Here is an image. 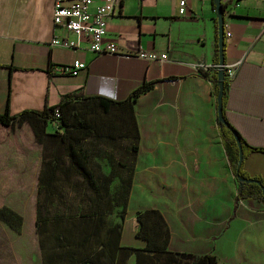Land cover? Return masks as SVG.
Wrapping results in <instances>:
<instances>
[{
  "label": "crops",
  "instance_id": "0c3cea01",
  "mask_svg": "<svg viewBox=\"0 0 264 264\" xmlns=\"http://www.w3.org/2000/svg\"><path fill=\"white\" fill-rule=\"evenodd\" d=\"M101 2L94 0L90 10ZM221 3L223 13L230 9L224 63H238L225 89V116L244 143L264 148V0ZM53 7L54 0H0V114L40 111L81 91L110 118L102 134L87 142L96 149L97 171L115 175L112 192L127 176L126 148L135 126L138 131L125 213L121 217L118 206L107 216L108 225L121 224L120 245L144 246L136 236V212L156 208L170 228V251L213 254L216 264H264V202L236 198L237 180L218 129L214 1L189 0L179 15L178 0H116L104 40L122 53L165 52L168 59L161 63L94 54L85 39L77 48L51 45L53 38L76 39L53 24ZM75 60L86 64L76 76L54 70ZM143 84L150 88L132 99ZM95 97L115 104L105 112ZM116 114L124 120L113 121ZM243 170L264 179V151L249 152ZM129 259L134 264L135 254Z\"/></svg>",
  "mask_w": 264,
  "mask_h": 264
},
{
  "label": "trees",
  "instance_id": "16d2710c",
  "mask_svg": "<svg viewBox=\"0 0 264 264\" xmlns=\"http://www.w3.org/2000/svg\"><path fill=\"white\" fill-rule=\"evenodd\" d=\"M215 39V57L218 60L217 21ZM213 82L217 95V75H214ZM227 84V79H224V95ZM149 88V84H143L134 91L132 99ZM92 99L98 101L105 112L109 111V105L115 104L102 97ZM85 100L81 91H75L66 94L58 104L45 106L40 111L24 110L13 116L6 109L0 114V126L10 127L15 120L26 122L35 141L42 145L35 217L42 264H127L126 260L132 254H135L134 264H216L217 258L213 254L196 256L170 251V228L156 208L136 212L139 224L136 236L144 241V246L133 248L120 245L121 224L108 225L107 216L118 206L121 207L120 216L123 217L125 213L138 146V131L135 126L133 139H130V145L126 148L127 157L122 166L126 168L127 176L120 177L119 186L112 192L110 184L115 175L107 176L97 171L98 166L92 161L97 154L96 149L87 142L90 136L102 134L103 123L110 118L104 117ZM127 103L132 112L130 101ZM118 120L123 121L124 117L116 114L113 121ZM49 124L52 126L51 131L47 130ZM218 129L237 180L236 198L264 202V179L249 176L243 170V162L236 171L239 150L234 136L220 122ZM118 132L123 136L119 129ZM131 136L132 133L129 138ZM240 141L243 159L253 150L264 151V148L256 149ZM248 178L257 179L260 184L245 181ZM0 220L10 228L19 230L21 217L3 207H0Z\"/></svg>",
  "mask_w": 264,
  "mask_h": 264
},
{
  "label": "rangeland",
  "instance_id": "374dc122",
  "mask_svg": "<svg viewBox=\"0 0 264 264\" xmlns=\"http://www.w3.org/2000/svg\"><path fill=\"white\" fill-rule=\"evenodd\" d=\"M41 153L26 122L0 126V207L21 217L18 231L0 220V264H40L35 217Z\"/></svg>",
  "mask_w": 264,
  "mask_h": 264
},
{
  "label": "built area",
  "instance_id": "2783aa9c",
  "mask_svg": "<svg viewBox=\"0 0 264 264\" xmlns=\"http://www.w3.org/2000/svg\"><path fill=\"white\" fill-rule=\"evenodd\" d=\"M64 0H54L52 20L56 26L63 27L67 32H72L76 35L75 40L65 38H53L51 45L61 46L64 48H77L80 46L81 40L85 39L88 50L94 54H112L121 57H138L150 62H165L168 57L165 52L139 50L135 53H122L119 51L115 43L105 41L106 36V21L107 17L115 10L116 0H102L101 3L95 6L94 10H90L94 0H74L70 4H64ZM189 0H178V13L184 15L186 6ZM230 9L226 8L223 17H229ZM224 29L228 27L223 22ZM227 36H231V32H226ZM238 63L224 64L222 68L225 72V79L228 83L231 82L237 72ZM198 68H205V65L199 63ZM219 68V65H216ZM86 68V64L79 60L73 61L71 64L55 67L54 70L58 73L76 76L80 71ZM58 116V112H56Z\"/></svg>",
  "mask_w": 264,
  "mask_h": 264
},
{
  "label": "water",
  "instance_id": "95a60500",
  "mask_svg": "<svg viewBox=\"0 0 264 264\" xmlns=\"http://www.w3.org/2000/svg\"><path fill=\"white\" fill-rule=\"evenodd\" d=\"M214 5H215V11H216V21H217V30H218V65L220 66L218 68L217 72V85H218V93L216 95V107H217V121L220 122L221 124L225 125L233 134L234 139L236 141V144L238 146V163H237V172L240 168V165L243 162V150L241 146V141L240 137L237 134L236 130L230 125L226 117L224 116L223 113V95H224V79H225V72L222 66L225 64L224 63V54H223V48H224V37H225V32H224V17H223V7L221 0H213ZM237 179L242 180L241 178L237 177ZM245 181L247 182H254L257 184H260V181L254 178H248Z\"/></svg>",
  "mask_w": 264,
  "mask_h": 264
}]
</instances>
